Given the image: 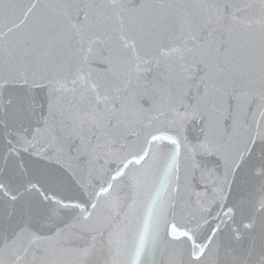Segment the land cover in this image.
Wrapping results in <instances>:
<instances>
[{
	"label": "snow or ice",
	"instance_id": "snow-or-ice-1",
	"mask_svg": "<svg viewBox=\"0 0 264 264\" xmlns=\"http://www.w3.org/2000/svg\"><path fill=\"white\" fill-rule=\"evenodd\" d=\"M0 264H264V0H0Z\"/></svg>",
	"mask_w": 264,
	"mask_h": 264
}]
</instances>
